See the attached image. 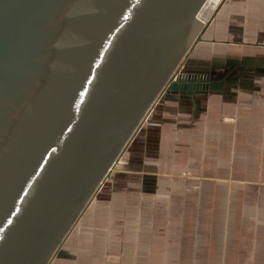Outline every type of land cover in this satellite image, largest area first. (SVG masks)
<instances>
[{
  "label": "water",
  "instance_id": "95a60500",
  "mask_svg": "<svg viewBox=\"0 0 264 264\" xmlns=\"http://www.w3.org/2000/svg\"><path fill=\"white\" fill-rule=\"evenodd\" d=\"M208 1L0 0V264H50L166 87L208 78L177 75Z\"/></svg>",
  "mask_w": 264,
  "mask_h": 264
},
{
  "label": "rangeland",
  "instance_id": "374dc122",
  "mask_svg": "<svg viewBox=\"0 0 264 264\" xmlns=\"http://www.w3.org/2000/svg\"><path fill=\"white\" fill-rule=\"evenodd\" d=\"M220 2L221 0H216L208 10L209 24H212L216 13L215 8ZM220 36L218 35V38ZM225 37L227 36L223 35L221 38ZM210 43L213 44L211 41ZM197 44L204 45L202 39ZM196 45L191 52L193 54L187 57L182 66L178 67L177 75L182 73V69L188 65L208 75V78L200 81L202 85L212 82L215 78H230L228 77L229 69L227 67L217 69L218 67L216 68L212 63L211 55L208 63L204 62L206 57L197 52ZM231 73L235 74V70ZM171 90L166 87L160 99L163 100L165 94H171ZM209 121L210 119H208L207 126H201L200 134L205 132L204 141L201 136V141L197 146L198 157L194 154L189 159L188 171L171 170L159 163L157 170L156 167L148 169L153 175H159L156 182H154L155 179L151 180L154 176H149L150 173L143 175L142 168L136 166L138 160L130 161L132 156L130 157L128 147L131 140L50 264H134L126 262V255L128 259L133 256L132 244H136L141 239L145 243L150 240L153 243L160 242L163 241L164 236L163 232H157L153 228L147 229L151 217L150 215L143 216L140 211H172V217L168 216L169 213L158 218L165 223H168L169 219L173 224L181 220L180 211H183L185 213L183 223L187 225V228L180 234L188 239L190 247L157 248L155 249L156 256L152 257L150 262L147 258L150 249L143 247L142 262L135 264H264V240L260 241V232L262 231L264 235V229L256 228L258 231L254 230V232L248 229L242 231L241 225V223L248 222L247 218L253 220L258 225L257 227L264 223V203H261L264 196V185H242L234 182L231 184L228 182L227 162L224 163L225 167L221 169V174L213 177L217 171L212 170L213 124L210 121L209 125ZM208 165L211 170L205 167ZM145 172L148 171L145 170ZM157 186L158 196L156 198L155 195H151L154 193L150 192L154 191ZM215 186L221 196L216 200L213 199L212 193ZM120 211L126 212L121 214ZM229 211L233 212L229 213ZM244 211L248 215H245ZM116 212L118 216H115ZM250 213L253 215H249ZM223 215L228 223H232V226L233 220L238 222L234 229H230V226L218 225L217 218L221 220ZM155 220L153 217V222ZM111 222L115 224H108ZM140 225H144L143 228L147 231ZM134 229L135 231L142 229V231L135 232ZM138 233L141 234V238ZM149 235H151L150 239ZM108 250L112 254H107ZM252 250L254 251L253 256L258 258L259 263L254 261L255 258H250ZM257 250L260 253H255ZM224 252L226 254L221 257L220 255ZM179 253L182 255L180 256Z\"/></svg>",
  "mask_w": 264,
  "mask_h": 264
},
{
  "label": "crops",
  "instance_id": "0c3cea01",
  "mask_svg": "<svg viewBox=\"0 0 264 264\" xmlns=\"http://www.w3.org/2000/svg\"><path fill=\"white\" fill-rule=\"evenodd\" d=\"M214 16L212 24L208 23L202 34L204 45H198L200 43L196 45L197 52L206 57L204 61L206 63L211 59V55L212 63L216 68L218 67L217 69L227 67L230 78H215L212 82L201 84L192 90H171V94H165L163 100L156 102L129 145L128 151L130 150V157L132 156L130 161L138 160L136 166L142 168L143 175L150 173L148 169L152 167H156L157 170L159 163L171 170L188 171L189 159L194 154L198 157L196 153L201 136L204 141L205 132L200 134L201 126H207L210 119L213 124L212 170L217 171L213 177L221 174V169L227 162L228 182L231 184L234 182L242 185H264V0H226ZM218 35L221 36L218 38ZM223 35L227 37L221 38ZM233 70L235 74L231 73ZM218 75L221 76V73L218 72ZM202 151H204L203 147ZM205 167L211 170L209 165ZM150 174L149 176L155 177L151 180L155 179L156 182L159 175ZM151 180L149 179V182ZM213 188V199L216 200L221 196L217 187ZM156 192L158 186L150 193H154L151 195L157 198ZM261 203H264V196ZM123 212L126 211H120L121 214ZM140 212L143 216L150 215L152 219L149 217L147 229L153 228L157 232H163V241L153 243L150 240L145 243L142 239H138L140 241L132 244L133 256L128 259L126 255V262L134 264L142 262L143 247L150 249L147 257L149 262L156 256L157 248L190 247L188 239L180 234L187 228L183 223L185 215L183 211H180L181 220L175 224L169 219H166L168 223H165L158 218L169 213L168 216L172 217V211ZM231 212L233 211H229ZM244 212L248 215L246 211ZM116 213L115 216H118V212ZM223 216L221 220L217 218L218 225L230 226V229H234L238 222L233 220L232 226L225 215ZM153 217L156 223L153 222ZM247 220V223H241L242 231L248 229L254 232L256 228L264 229V223L257 227L253 220L249 218ZM213 225L215 226V223ZM140 227L146 229L143 228L144 225ZM142 229L136 231L141 232ZM260 233V241H262L264 235L262 231ZM138 234L141 238V234ZM150 237L151 235L149 239ZM258 252L255 251L257 254ZM253 253L252 250L250 258H255L254 261L259 263ZM107 254L112 253L108 250ZM225 254L224 252L220 256L224 257Z\"/></svg>",
  "mask_w": 264,
  "mask_h": 264
},
{
  "label": "bare ground",
  "instance_id": "6f19581e",
  "mask_svg": "<svg viewBox=\"0 0 264 264\" xmlns=\"http://www.w3.org/2000/svg\"><path fill=\"white\" fill-rule=\"evenodd\" d=\"M214 2H216V0H209L207 3H206V5L204 6V10H203V16H207L208 14V10L211 8V6H212V4L214 3ZM210 3H211V5H210ZM209 6V7H208Z\"/></svg>",
  "mask_w": 264,
  "mask_h": 264
}]
</instances>
